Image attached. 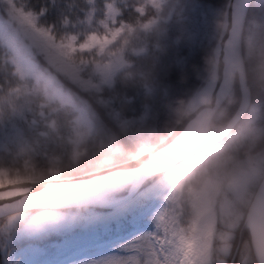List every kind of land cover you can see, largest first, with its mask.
<instances>
[{"label": "rangeland", "instance_id": "1", "mask_svg": "<svg viewBox=\"0 0 264 264\" xmlns=\"http://www.w3.org/2000/svg\"><path fill=\"white\" fill-rule=\"evenodd\" d=\"M70 2L66 5L67 16L56 28L52 23L42 21V17L54 7L53 1L36 6L29 0H0V29L16 37L14 46L0 39L12 55L14 72L20 77L33 79L41 87L42 101L33 121L36 133L44 139L49 137L51 147L60 152L58 156H51L46 152L48 147H43V154L48 155L49 161L44 176L26 160L21 168H0L13 175L58 178L61 177L62 164L75 172L84 170L104 142L112 153L119 150L111 135L97 130L86 101L65 88L60 77L107 108L108 114L122 128L141 126L150 113L145 106L138 116L123 117L113 100L102 96V91L111 85L116 74L129 66L130 56L146 52L148 44L142 33L169 21L172 9L162 14L168 0ZM128 5L140 16L145 14V6L151 7L155 15L141 20L132 18V23L122 21L119 17ZM42 8L45 14L37 21L31 13ZM118 41H121L120 46L112 49ZM243 44L246 59L256 55V39L246 35ZM48 49L55 51L57 56L47 55ZM146 89L151 94L155 86ZM61 108L71 109L72 116L66 120L65 128L57 129L52 114ZM259 109L251 103L246 118L253 119ZM207 131L211 136L218 130L209 126ZM235 137V133L230 135L232 140ZM222 147L223 144L215 149ZM207 154L198 153L182 166L160 174L141 186L130 201L115 209H90L85 213L52 211V217L42 219H36V211L17 215L9 220L8 227L22 219L23 222L12 234L7 264H110L111 261L113 264H212L211 252L216 237L221 242V251L228 255L229 241L245 222L241 207L248 203L249 187L264 173V157L245 158L238 171L218 183L212 166L209 168L204 163L209 159ZM131 183L132 179H128L117 184L102 199H118ZM183 203L188 207V228L182 225ZM217 225L222 229L217 231ZM139 232H146L149 239V246L144 248L141 257L137 248L119 257L113 242L129 233ZM43 237L46 238L44 243L35 242ZM246 262L243 257L241 264ZM221 264L225 261L222 260Z\"/></svg>", "mask_w": 264, "mask_h": 264}, {"label": "trees", "instance_id": "2", "mask_svg": "<svg viewBox=\"0 0 264 264\" xmlns=\"http://www.w3.org/2000/svg\"><path fill=\"white\" fill-rule=\"evenodd\" d=\"M49 1L54 2V7L42 17V21L52 23L57 28L67 16L66 5L71 2L29 0L36 6ZM227 2L228 0H168L162 14L172 9L169 21L161 23L148 33H142L144 42L148 44L146 52L130 56L129 66L114 76L110 86L103 88L102 96L112 99L113 105L123 117H136L143 107L149 108L147 120L139 127L118 126L108 114L107 108L60 77L65 88L86 101L97 130L111 135L119 146V150L112 153L104 142L100 152L80 172L62 164L61 177L101 170L128 161L132 155L150 148L172 130L190 97L206 83L212 73L213 49L221 31L219 24ZM144 10L145 14L140 16L128 5L119 19L132 23V18L141 20L155 15L151 7L145 6ZM246 35H251L258 43L256 55L247 59L244 57L246 49L243 44ZM120 42H116L111 48L116 49ZM242 52L251 103L260 109L253 119L248 120L244 116L232 131L236 138H226L223 148L216 151L226 161L228 178L242 167L245 158L264 157V0H253L249 6L243 29ZM90 55L94 58V55ZM147 86H155V91L148 93ZM41 94V87L33 79L20 77L14 72L12 55L0 41V168H21L26 160L44 176L49 161L48 155L43 154V147H48L46 152L51 156L59 155L60 152L51 147L49 137L44 139L36 133V126L33 124L38 115V105L42 101ZM239 98V86L235 80L231 93L213 117L210 126L220 130L235 112ZM71 116L69 108H61L52 114L57 129L65 128L66 120ZM105 160L109 161L106 165L103 163ZM81 162L80 165H83ZM206 165L209 168L211 166ZM259 180L249 187L246 195L248 202ZM247 205L248 203L241 207L242 214H245ZM76 210L85 212L89 209ZM182 212V225L188 228L186 220L189 212L185 203ZM9 217L0 218V264H7V253L12 248V234L23 222L22 219L13 227H8ZM221 229L217 225V231ZM45 240L42 238L36 241L43 243ZM229 245V254L225 255L220 248L221 242L216 237L211 252L212 264H221L222 260L225 264H230L235 247H238V252L232 264H241L243 257L247 264H256L245 222L235 230ZM148 246L146 232L129 233L113 242L119 257L135 248L141 257L144 248Z\"/></svg>", "mask_w": 264, "mask_h": 264}, {"label": "water", "instance_id": "3", "mask_svg": "<svg viewBox=\"0 0 264 264\" xmlns=\"http://www.w3.org/2000/svg\"><path fill=\"white\" fill-rule=\"evenodd\" d=\"M252 1L253 0H243V5L239 10L241 21V35L239 40L233 47L228 46L226 40L227 37H225V35L220 31L219 39L213 50V71L210 79L208 80L209 82L212 78H214V83L205 101L198 105L192 106L190 105V100L187 103L183 114L174 125L172 130L163 139L149 148L150 150L158 149L162 146L163 143L168 141L172 142L169 144V147H174L177 140V134H182L183 132L193 128L196 122L204 119L205 117H208V127V124L211 121L212 117L230 93L235 79H237L239 83L240 102L236 111L234 112L230 120L226 123V125L219 132L211 136L214 140V145L220 142L224 137H226L233 129V127L237 124V122L241 119V117L246 113L250 104V92L246 82V73L242 57L241 42L245 17ZM236 4L237 0H228L225 10L229 8V5H232V7L235 8ZM194 154L195 153L188 154V156H192ZM157 174L158 173H143L140 171L139 165L135 161L128 160L126 162L102 170L82 173L70 177L49 178L46 180L51 184L70 183L73 185L85 184L91 180L97 179L104 180L102 184L95 187L91 191L70 198L69 200L58 205L52 210L75 207L112 209L125 204L135 194L139 186L145 180ZM106 177H111L112 179H105ZM128 179H132V183L130 184L127 193L120 199L114 201H105L95 198L96 192L111 185L119 184ZM31 188L35 190L33 194H45L50 191L49 183H35L31 185ZM6 215H10L7 209L3 208V206H0V217ZM245 221L248 223L250 247L255 262L256 264H264V255L257 251V239L264 238V177L260 181L248 205L245 215ZM236 253L237 248L235 249L232 260L235 258Z\"/></svg>", "mask_w": 264, "mask_h": 264}, {"label": "snow or ice", "instance_id": "4", "mask_svg": "<svg viewBox=\"0 0 264 264\" xmlns=\"http://www.w3.org/2000/svg\"><path fill=\"white\" fill-rule=\"evenodd\" d=\"M243 5V0H237L235 8L229 5L222 15L219 28L225 35L229 47H233L241 35V21L239 10ZM45 14V9L31 13L37 21ZM0 39H5L7 44L14 46L16 37L0 29ZM95 39V37H93ZM47 55L55 58L57 53L51 49L47 50ZM208 117L195 123L194 127L177 134L175 146L170 148L171 141L165 142L155 150L144 149L142 152L132 155L129 159L135 161L140 171L147 174L162 173L170 168H177L187 162L188 154L196 152H207L209 160L205 164H211L212 172L218 183L228 179L226 174V161L216 152L214 140L207 131ZM105 165L108 160L103 162ZM207 171V169H206ZM124 175V174H121ZM105 179H112L106 177ZM104 180H91L88 183L73 185L70 183L51 184L46 178L35 174H28L21 177L19 173L11 174L7 169H0V206L7 209L11 214L9 219H15L22 210H35L38 215L36 219L52 217L50 210L64 203L70 198L91 191L102 184ZM35 183H49L50 191L45 194H33L31 188ZM257 251L264 255V238L257 239ZM113 264V261L110 262Z\"/></svg>", "mask_w": 264, "mask_h": 264}, {"label": "bare ground", "instance_id": "5", "mask_svg": "<svg viewBox=\"0 0 264 264\" xmlns=\"http://www.w3.org/2000/svg\"><path fill=\"white\" fill-rule=\"evenodd\" d=\"M213 83H214V78H212L204 86V88H202L199 92L195 93L194 96L192 97L191 101H190V105L195 106V105H198V104L202 103L203 101H205V99L207 98V96L209 95V93L213 87ZM116 185L117 184L111 185L109 187H106V188L96 192L95 198H97V199L104 198L108 192H111L112 190L115 189Z\"/></svg>", "mask_w": 264, "mask_h": 264}]
</instances>
